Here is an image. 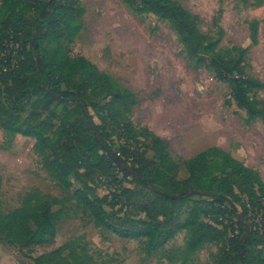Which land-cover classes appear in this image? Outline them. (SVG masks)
Masks as SVG:
<instances>
[{
  "label": "trees",
  "instance_id": "trees-1",
  "mask_svg": "<svg viewBox=\"0 0 264 264\" xmlns=\"http://www.w3.org/2000/svg\"><path fill=\"white\" fill-rule=\"evenodd\" d=\"M123 1L134 12L170 21L189 56L229 83L232 98L247 111L249 120L260 118L264 123V100L258 98L264 81L247 71L245 49L236 58L217 52L205 42L198 17L177 0ZM1 8L8 15L0 20V118L11 107L20 120L29 104L31 112L21 125L6 122L5 127L17 133L26 126L24 133L37 139L35 146L43 154L45 168L64 190L72 187L71 176L84 185L75 194L98 224L121 237H146L149 249L189 227V251L209 242L221 244L215 264L234 260L249 264L253 248L259 246V253L264 250V234L249 214L264 209V181L258 171L211 146L190 158L186 162L189 177L178 179L179 164L168 142L149 128H137L122 119L124 109L137 105L131 90L83 56L65 54L55 65L41 54L48 39L72 41L80 29V0H2ZM95 84L105 88L102 104L90 95ZM39 100L45 105L34 111ZM56 101L72 107L60 120L59 136L54 139L48 135L53 123L42 116ZM150 151L154 159L148 157ZM103 179L108 195L91 198L96 183ZM193 196L198 199L193 200L189 219L184 221L182 204ZM56 220L50 202H45L38 212L22 213L19 224L28 235L42 238L56 235ZM236 227L239 234L231 236ZM10 238L21 240L14 234ZM56 255L41 258V264H71L61 249Z\"/></svg>",
  "mask_w": 264,
  "mask_h": 264
},
{
  "label": "rangeland",
  "instance_id": "rangeland-1",
  "mask_svg": "<svg viewBox=\"0 0 264 264\" xmlns=\"http://www.w3.org/2000/svg\"><path fill=\"white\" fill-rule=\"evenodd\" d=\"M1 1L0 20L8 15ZM177 1L198 17L206 43L228 58L239 57L245 49L247 71L264 81V0ZM80 3V29L70 43L46 40L41 49L44 57L56 65L65 54L83 56L131 90L137 105L124 109L122 119L137 128H149L168 142L179 164L178 179L189 177L186 162L190 158L217 146L258 171L264 181V123L260 118L249 120L247 111L232 98L229 83L218 80L210 68L189 56L170 21L134 12L123 0ZM90 95L102 104L104 86L95 84ZM258 98L264 100V91ZM44 105L39 100L34 111ZM71 107L56 101L44 112L42 119L54 125L49 136L58 138L60 120ZM28 108L29 104L20 120L11 107L0 118V264H41V258H55L60 249L71 264H215L221 244L209 242L189 251V227L149 249L146 237H121L98 224L75 194L84 185L71 176L72 187L64 190L45 168L43 154L35 146L37 139L24 133L26 126L17 133L5 127L6 122L21 125L31 112ZM148 157L154 159V153L148 152ZM108 193L103 179L89 196ZM194 199L198 197L182 204V220L189 219ZM45 202H50L57 217L56 235H28L19 224L21 214L38 212ZM11 234L21 240H12ZM259 249L253 248L249 264L263 263L264 250L259 253Z\"/></svg>",
  "mask_w": 264,
  "mask_h": 264
},
{
  "label": "built area",
  "instance_id": "built-area-1",
  "mask_svg": "<svg viewBox=\"0 0 264 264\" xmlns=\"http://www.w3.org/2000/svg\"><path fill=\"white\" fill-rule=\"evenodd\" d=\"M16 49H20V45L19 43H17L16 45ZM14 55H17V51L15 52ZM249 206V205H248ZM250 216L253 217V221L256 224V228L258 229V231H260V233L264 234V209L260 210V211H250ZM224 217H220V220H224ZM235 221H237V219H234ZM239 234V229L236 227V230L234 233H230L231 236L234 235H238Z\"/></svg>",
  "mask_w": 264,
  "mask_h": 264
}]
</instances>
